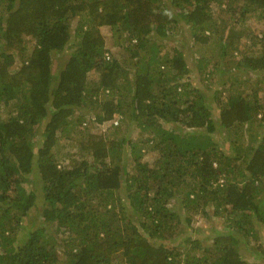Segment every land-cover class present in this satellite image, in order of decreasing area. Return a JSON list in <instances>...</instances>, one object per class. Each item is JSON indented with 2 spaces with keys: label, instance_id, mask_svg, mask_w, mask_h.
Segmentation results:
<instances>
[{
  "label": "trees",
  "instance_id": "obj_1",
  "mask_svg": "<svg viewBox=\"0 0 264 264\" xmlns=\"http://www.w3.org/2000/svg\"><path fill=\"white\" fill-rule=\"evenodd\" d=\"M182 28L199 80L226 74L216 120L168 42ZM33 169L39 219L62 236L50 244L43 227H22ZM171 199L190 217L212 208L223 230L204 245L191 233L183 249L154 244L181 221ZM263 260L264 0H0V264Z\"/></svg>",
  "mask_w": 264,
  "mask_h": 264
},
{
  "label": "rangeland",
  "instance_id": "obj_2",
  "mask_svg": "<svg viewBox=\"0 0 264 264\" xmlns=\"http://www.w3.org/2000/svg\"><path fill=\"white\" fill-rule=\"evenodd\" d=\"M185 27V26H184ZM102 30H104V33L106 35V38L108 41H111V39H109V33L107 31V28L103 27ZM253 31H261L260 27L254 28ZM190 31L187 28H182L181 31L175 33L174 35L170 36L168 38V42L172 41L174 42V44H179L180 48L183 50V52L185 53V57H187V60L189 62V66L191 67V74H190V82L197 88L201 89V91L204 93V95L207 97H209V105H211L212 111H213V118L216 120V110H215V106L212 103V101H210L212 99V94L214 90L218 89L219 87V83L218 81H220L222 78H224L226 76V74L223 73V71L218 72V74L216 75V77L209 79V80H199V77L196 73L195 70V62H194V54H193V44L192 41L190 40L189 34ZM112 42V41H111ZM31 43V42H29ZM28 43V50H30V44ZM115 50V49H114ZM58 55L55 56L53 58V65H52V70L53 72H56L58 70L59 67H61L60 65L63 64L64 60H65V56L61 55V57L57 59ZM18 61L14 62L13 67H16V65H19V63H17ZM57 65L59 67H57ZM253 76V75H252ZM250 76L249 74V78L247 77V75L243 74L241 71L237 72L236 77L238 78H242V79H249L252 80L253 77ZM209 82V86L206 87V82ZM112 120V119H111ZM111 120H107L104 121L100 124L102 129H107L110 125H114V126H118L119 123H121V121H119V119L117 118V123L113 124L111 122ZM122 125V123H121ZM122 127V126H121ZM215 133V134H214ZM213 133V137L219 141L220 145H225V147L227 148V143L228 141H226L225 136L223 134H217L216 132ZM128 134H130V137L135 138L137 137V132L132 129L129 130ZM36 139V136H35ZM224 139V140H223ZM142 152L144 153L143 159L151 162L152 160H154L155 154L152 153L150 150H145V148L142 149ZM68 161H71L69 158L65 161L67 167H68ZM129 163L131 162V159L128 160ZM64 163V164H65ZM125 161H123V165H124ZM129 169L131 168V164L128 167ZM32 177L33 180L35 181L36 184H33L34 187L36 188V200H35V208H33V211L29 214H27L24 218H23V222H22V227L23 229H25L26 231H31L35 228H39V227H43L44 228V236H45V242L49 243L55 239V240H59L60 238H62L61 234L54 231V227L52 223L49 224H45L41 221V219H39V214H41V209H42V189L40 188L39 183L37 182L38 179V175L36 170L33 169L32 172ZM170 208H173L174 213H176L177 218H179L181 221H175L176 224V233L173 237L171 238H167V239H160V238H152L151 241L154 244H163L166 245L167 247H170L172 245L178 247L179 249H183L184 247L188 246L190 243L189 241H185V235L188 233L193 234L194 238H200L201 244L204 245L206 244V242H210L211 238L214 236V234L217 231H221L223 230L220 222L221 220H217L215 218V216L212 215V208H208V213L210 215L209 218H205L203 215H201L199 212L195 213L194 217H190L187 216L185 214V211L183 209H181L180 207H178L177 204L174 203V200L171 199L170 201ZM196 211V210H194ZM257 225V224H256ZM26 232L21 231V234H19V236L21 237H26ZM48 234H50L51 236H49ZM56 234V235H55ZM49 236V237H47ZM246 254V253H245ZM247 259H249L250 262L255 261L254 257L247 253L246 254ZM262 263H264V260L262 261Z\"/></svg>",
  "mask_w": 264,
  "mask_h": 264
},
{
  "label": "built area",
  "instance_id": "obj_3",
  "mask_svg": "<svg viewBox=\"0 0 264 264\" xmlns=\"http://www.w3.org/2000/svg\"><path fill=\"white\" fill-rule=\"evenodd\" d=\"M111 122H112L113 124H116V123H117V118L112 119Z\"/></svg>",
  "mask_w": 264,
  "mask_h": 264
}]
</instances>
